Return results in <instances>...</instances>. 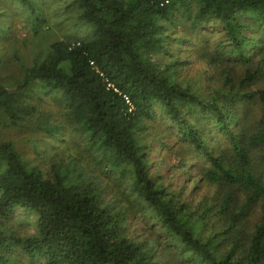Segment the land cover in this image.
<instances>
[{
  "label": "trees",
  "instance_id": "obj_1",
  "mask_svg": "<svg viewBox=\"0 0 264 264\" xmlns=\"http://www.w3.org/2000/svg\"><path fill=\"white\" fill-rule=\"evenodd\" d=\"M14 1L35 36L42 34L47 2ZM54 1L71 13L64 35L29 64L12 50L21 76L14 87L0 84V264H159L153 241L131 235L138 209L140 223L152 222L182 262L264 264V208L243 253L234 244L217 254L216 238L199 228L208 210L194 209L187 188L171 190L161 174L164 167L187 174L189 158H201L207 167L193 163L197 176L251 194L238 212L231 213L230 196L221 200V211L232 214L229 233L264 195V164H252L253 150L264 151V90L239 95L262 106L250 137L246 127L235 130L238 93L204 95L185 74L194 58L231 62L248 67L242 86L255 82L264 64L261 56L253 66L264 55V0ZM9 19L5 14L0 23ZM226 77L227 85L235 82ZM46 99L59 122H37ZM158 111L173 130L147 132ZM3 128H32L40 160L70 134L79 153L56 152L47 168L31 164L13 141L2 140ZM214 132L228 142L231 164L217 155ZM120 188L130 189V200ZM19 210L35 215V233L7 224Z\"/></svg>",
  "mask_w": 264,
  "mask_h": 264
},
{
  "label": "rangeland",
  "instance_id": "obj_2",
  "mask_svg": "<svg viewBox=\"0 0 264 264\" xmlns=\"http://www.w3.org/2000/svg\"><path fill=\"white\" fill-rule=\"evenodd\" d=\"M39 1H44L48 4L45 8L48 24L42 28V34L35 36L32 25L26 24V18L22 8H20L14 0H0V15L2 16L0 19H3L5 14H8L10 17L6 23H0V84L14 87L16 84L15 80H18L21 76L18 66L14 59L12 60V50L17 51L23 62L29 64L34 58L39 56L42 51H45V48L49 44L60 39L66 31V26H68L69 23L67 22L66 25L64 20L71 14L68 13L64 15L66 5L54 0ZM5 26L10 27V29H5ZM261 56L264 55H258L255 59L256 61L253 63L254 67L255 64L260 61ZM192 60L193 62L187 67L185 74L191 79V82L194 83V89L197 90L201 88L204 95H210L214 90H221L222 93L226 94L230 89H232L234 93H238V95L235 94L236 96H234V109L236 115H238L235 130L239 132L242 127H246V134L250 137L253 136L262 119V106L257 100L249 103L244 102L239 95L243 93H256L264 90V64L263 71L259 78L252 84L242 86L241 82L248 70L247 66L231 62L212 64L195 58ZM226 76L231 77L235 82L231 85H227ZM43 99H45V97H43ZM46 100L47 103L39 108L41 113L37 117V122L42 125L48 124L49 120L55 121L56 123L59 122V120H55L56 118H54L55 116L53 115L57 110L53 102L49 99ZM147 125L148 128L150 127L147 131L149 133H157L161 128L167 129L166 131L168 132L173 130V126L169 124V121L159 111L155 116V122H147ZM73 135L74 134L68 135L65 146L50 150L47 157L41 160L40 157L36 156L34 151L33 139L36 137V134L32 131V128H3L2 140L13 141L24 160L31 164L39 163L47 168L51 161H54L53 155L56 152H60L62 155L64 154L63 156L65 158L79 153L73 146L80 142L78 138H74ZM211 135L214 136V140H216L215 148L217 155H224L226 161L229 162L228 164H231L232 158H230V156H232V153L228 142L224 141L223 138L215 132L211 133ZM38 138L44 140V134L39 133ZM154 146L155 144H152V147ZM152 158L153 160H158L159 155L153 153ZM193 163H198L202 167H207L203 159L197 158V161L194 162L190 161L189 158V169L187 174H183L179 170L173 171L170 167H164L161 171L164 177L162 181L166 182L171 190L173 188H187L184 191L185 196L191 202L192 207L194 209L200 208L201 210H208L205 216L204 226L201 225L199 228L202 236L216 238L217 254H224L230 250L234 244H237V246L240 247V252L243 253L249 246L255 229L261 224L264 195L251 205L245 214L241 216L235 229L229 233L227 232V226L230 222L231 213L238 212L251 194H248V192L237 185L225 183L223 186H218L207 182V180L201 176H197ZM252 164L256 170L263 167L264 151L262 148L253 150ZM120 190H123L122 194L126 200L131 199L128 193L130 191L129 188H120ZM229 196L232 198L231 213L228 211H221L220 208L221 200ZM109 197L110 196H108V198ZM136 216L137 217L134 218L137 219V222L133 225L131 235L136 240L147 238L153 241V244L156 246L154 250L156 251L159 264H187L181 261L177 252L170 248H166L163 241V236L165 235L161 233L158 228L152 227V222H148L149 224L144 223L147 225V231H144L146 225L144 226L140 221H143L145 216L140 209H138V214H136ZM35 220V215L19 210L7 224L22 235H26L35 233Z\"/></svg>",
  "mask_w": 264,
  "mask_h": 264
},
{
  "label": "built area",
  "instance_id": "obj_3",
  "mask_svg": "<svg viewBox=\"0 0 264 264\" xmlns=\"http://www.w3.org/2000/svg\"><path fill=\"white\" fill-rule=\"evenodd\" d=\"M128 103H129V101H128Z\"/></svg>",
  "mask_w": 264,
  "mask_h": 264
}]
</instances>
